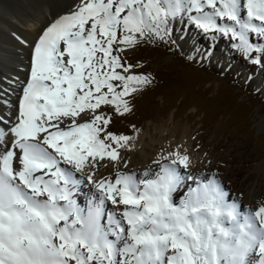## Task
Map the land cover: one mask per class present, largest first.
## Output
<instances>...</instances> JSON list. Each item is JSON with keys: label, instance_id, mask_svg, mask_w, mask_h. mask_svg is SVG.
<instances>
[{"label": "snow or ice", "instance_id": "1", "mask_svg": "<svg viewBox=\"0 0 264 264\" xmlns=\"http://www.w3.org/2000/svg\"><path fill=\"white\" fill-rule=\"evenodd\" d=\"M177 22L264 63V0H72L31 45L16 100L0 85V264H264V205L243 210L215 173L182 172L181 144L140 178L117 167L137 137L108 130L98 109L130 111L154 77L122 54L167 43ZM106 158L114 178H96ZM85 176L98 192L86 208L74 197Z\"/></svg>", "mask_w": 264, "mask_h": 264}, {"label": "rangeland", "instance_id": "2", "mask_svg": "<svg viewBox=\"0 0 264 264\" xmlns=\"http://www.w3.org/2000/svg\"><path fill=\"white\" fill-rule=\"evenodd\" d=\"M19 1L25 6L30 3ZM11 38L16 39L14 35ZM210 46L214 48L210 60L188 57L187 49H199L202 54ZM6 47L5 64L0 60V78L11 80L4 68L24 53ZM122 58L132 64L139 62L141 67L135 71L151 73L154 83L135 95L130 111L123 115L116 114L113 106H100L98 111L111 113L108 130L129 135L135 132L134 126L143 134L142 140L149 141L159 138L150 136L158 126L165 132L176 125L183 127L191 133L186 138L189 142H201L193 149L202 154L201 169L223 181L229 200L238 196L243 210L249 209L252 201L264 205V166L259 167L264 162V63L250 62L231 48L227 37L213 45L195 26L181 22L173 25L167 43L144 41L127 48ZM137 148L138 153L140 146ZM129 156L128 150H120L121 158ZM239 167L245 170L231 184L233 170ZM77 195L83 196L80 192Z\"/></svg>", "mask_w": 264, "mask_h": 264}, {"label": "bare ground", "instance_id": "3", "mask_svg": "<svg viewBox=\"0 0 264 264\" xmlns=\"http://www.w3.org/2000/svg\"><path fill=\"white\" fill-rule=\"evenodd\" d=\"M28 2H30L29 5L25 6L19 0H0V60L4 62L2 65H4L6 62V46H8L10 49L17 50V52L22 51L24 53L20 59L14 57L16 58L14 60L15 63L8 64L4 68V70H6L5 72L9 74L11 79L17 78L16 83L14 85H7L4 84L5 76L0 78V85H3L6 88L12 87L14 89L13 92L9 93L13 101L16 100V97L19 94V82L25 80L29 74L32 49L31 45L38 38L42 28H44L51 21V19L55 18L56 15L68 8L72 3V0H28ZM66 3L69 4L67 5ZM11 35H14L16 39L11 38ZM22 41H27V44L22 43ZM184 42L185 43H183V45L186 47V41ZM187 48L189 47L187 46ZM187 50L188 57H191L194 54V50ZM17 52H15V54L19 55ZM199 57V54H195V59L193 60H198ZM16 65L19 68H17ZM173 116L174 113L171 115V117ZM166 131L167 132H165L164 127L161 126H158L155 130L152 129V132L150 133L151 138L155 135H158L159 138L153 140L149 138V141L142 140L144 136L142 133L139 134L140 132L138 134L136 132L129 134V136L136 135L137 137L134 141L135 147L130 151L128 150L130 156L126 160L127 165L123 163L125 158H121V162L117 167L122 171L135 173L137 178H140L145 169H151L153 171L156 169L157 166L152 164V160L156 158L157 153L162 147L167 148L169 145L175 146L176 144H181L184 148L189 150L192 158V165L189 167V169L181 168V171H188L191 174H203L207 176L204 170L201 169V167H203L201 152L195 153L193 151V149L197 148L201 142H189V139L187 140L186 138L187 136H191V133L188 135L185 128L179 127L178 125L173 126ZM137 145L140 146V153L136 152ZM104 163L106 166L99 168L96 173V178L101 176H112L114 178L116 168L113 167V164L108 161L107 158L105 159ZM263 166L264 162H262L259 167ZM244 170L245 167H239L233 170L235 172L233 173L235 178L233 177L231 180L229 179L230 182L232 181L231 184L235 183L236 178L237 180L239 179L238 176H240ZM77 176L79 177L80 173H77ZM221 183L222 185H225L223 181ZM78 192L83 194L82 198H79L77 195ZM75 193L74 197L77 203H82L84 206L86 205L84 203H87V201L91 199L90 196L93 194L98 195L95 185L89 183L86 179V176L84 177V182L78 186V190ZM234 198L237 200L238 196H235ZM82 200L83 202H81ZM256 202H250L249 209L256 210L259 206H261V204ZM113 207L114 206L111 203L110 205L107 203V208L109 210H111Z\"/></svg>", "mask_w": 264, "mask_h": 264}]
</instances>
